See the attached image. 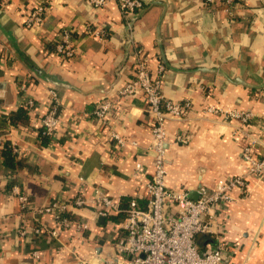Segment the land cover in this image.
I'll use <instances>...</instances> for the list:
<instances>
[{
	"label": "crops",
	"instance_id": "1",
	"mask_svg": "<svg viewBox=\"0 0 264 264\" xmlns=\"http://www.w3.org/2000/svg\"><path fill=\"white\" fill-rule=\"evenodd\" d=\"M143 2L140 12L125 17L117 0L101 8L88 0H0V264H101L116 257L124 219L111 222L91 203L71 213L84 230H63L52 214L38 210L72 201L82 187L80 178L87 198L100 188L121 207L131 199L147 205L154 172L152 120L142 94L120 95L135 78L138 51L153 72L164 65V96L191 104L182 118L167 122V186L196 195L200 187L247 174L236 124L208 108L250 111L264 120V0H235L232 14L225 0ZM43 3V23L27 27L26 16ZM63 28L72 32V60L55 52ZM89 29L101 35L90 36ZM29 64L57 84L37 76ZM51 90L58 93L61 120L57 135L43 146L39 130ZM24 97L37 108L27 109V122L13 125L10 116ZM103 99L115 102L106 127L93 117ZM262 133L257 136L264 155ZM8 145L19 150L16 158L25 164L13 173L1 156ZM137 164L140 176H135ZM15 188L29 198L30 210H22ZM219 223L221 238L236 248L233 264H264V178L251 177ZM39 228L44 231L36 235ZM53 230L58 239L50 235ZM197 243L205 248L215 241L200 235Z\"/></svg>",
	"mask_w": 264,
	"mask_h": 264
},
{
	"label": "built area",
	"instance_id": "2",
	"mask_svg": "<svg viewBox=\"0 0 264 264\" xmlns=\"http://www.w3.org/2000/svg\"><path fill=\"white\" fill-rule=\"evenodd\" d=\"M109 0H88L96 8L107 5ZM122 14L126 17L140 12L144 7L143 0H117ZM212 2V0H207ZM235 0H225L227 13L232 14ZM47 11L46 3L40 4L26 16L27 27L41 25ZM90 36H100L97 30L89 29ZM70 28H63L55 44V52L63 60H72L76 55ZM165 71L163 64L153 72L149 60L138 51V60L135 64V78L121 90L120 95L133 97L142 94L147 105V114L152 120L153 144L150 150L154 155V172L147 184V205L142 207L137 199H131L126 210L125 219L119 223L121 232L115 243L116 257L104 259L101 264H233L232 257L236 252L234 245L221 238L219 219L225 217L230 204L235 200L236 193L246 192L247 182L251 177L264 178V155L259 152L257 133L264 134V120L256 119L250 111L224 110L209 107L208 112L219 114L224 121L236 124V133L242 143L241 159L247 165V174L229 179H221L214 187H200L197 190V199L191 197V190H171L166 183V148L167 122L170 119H179L186 114L190 102L184 104L167 99L162 92V74ZM21 91L26 92V85ZM22 107L29 111L37 108L36 102L24 97ZM115 102L112 99L101 100L93 117L106 127L113 112ZM41 119V126L50 137L57 135L60 124L58 93L51 90L49 102ZM256 130V131H255ZM111 137L118 145L124 146L125 140L116 132ZM179 141H183L180 136ZM14 154L19 150L11 146ZM142 165L137 164L135 176H140ZM82 187L78 196L72 201H57L38 210L39 213H50L63 230L81 231L86 228L82 222H74L71 213L75 209H82L94 204L99 214L108 219L113 214L120 213L121 201L113 200L100 188H95L91 198L86 196L84 180L80 178ZM18 200L23 211L32 208L29 198L15 188ZM224 215V216H223ZM43 229L35 230L41 235ZM50 235L58 239L59 232L53 230ZM21 235L26 231L21 230ZM200 235H210L215 243L205 248L200 247L197 238ZM37 253H35L36 255ZM83 264H88L84 262Z\"/></svg>",
	"mask_w": 264,
	"mask_h": 264
},
{
	"label": "trees",
	"instance_id": "3",
	"mask_svg": "<svg viewBox=\"0 0 264 264\" xmlns=\"http://www.w3.org/2000/svg\"><path fill=\"white\" fill-rule=\"evenodd\" d=\"M29 120V111L27 109L22 108V106L20 107V109L18 110V112H16L15 114H12L10 116V121L13 125H16L18 123H24L27 122ZM51 139L52 137L48 136L45 133V129L44 127H40L39 130V141L41 143V145H47L49 143H51ZM2 158H3V163L4 165L7 167V169H9V171L11 173L15 172L16 169H21L25 166L24 164V160L23 159H18L16 158V155L14 154L12 147L10 145H8L1 154ZM128 202V201H127ZM124 204L123 202V207H121V212L119 214H113L111 215L108 220L111 222H115V223H119L121 220L125 219L126 217V210L128 208L129 202L128 204ZM71 219L74 222H79V220L74 219L71 216Z\"/></svg>",
	"mask_w": 264,
	"mask_h": 264
},
{
	"label": "water",
	"instance_id": "4",
	"mask_svg": "<svg viewBox=\"0 0 264 264\" xmlns=\"http://www.w3.org/2000/svg\"><path fill=\"white\" fill-rule=\"evenodd\" d=\"M25 60H27L26 58H25ZM30 65V67H32V70H33V72L38 76H41L43 79H45L46 81H48V82H51V83H53V84H57L55 81H53L52 79H50V78H47L41 71H39V70H37V68H35L32 64H29ZM191 197L193 198V199H197V193H196V195L195 194H192L191 195ZM100 221L101 222H104V219H100ZM201 236H203V235H201ZM206 236H208V235H206ZM198 242H200V238L198 239Z\"/></svg>",
	"mask_w": 264,
	"mask_h": 264
}]
</instances>
